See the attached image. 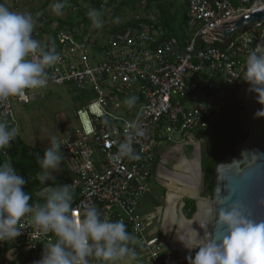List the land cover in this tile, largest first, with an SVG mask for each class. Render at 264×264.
Returning <instances> with one entry per match:
<instances>
[{"label":"built area","instance_id":"built-area-1","mask_svg":"<svg viewBox=\"0 0 264 264\" xmlns=\"http://www.w3.org/2000/svg\"><path fill=\"white\" fill-rule=\"evenodd\" d=\"M184 1L187 36L180 42L175 36H163L148 24L119 30L104 26L103 31H88L80 39L77 28H58V22L49 21L45 15L19 11L21 0H0L7 7L10 3V10L33 14L34 38L43 43L54 40L61 59L47 69L46 87L71 85L79 93L93 95L75 111L79 126L63 136L66 143L62 153L70 176L57 185L72 186L76 213L87 204H95L102 218L122 221L136 239V260L141 259L136 264H189L168 242L148 234L152 215L140 212V202L161 145L206 129L209 121L220 114L238 70L256 47L263 26L262 22L247 23L227 46L211 48L212 39L220 40L214 35L224 36L219 32L235 29L232 25L236 22L218 25L264 9V0ZM254 1L261 3L254 5ZM41 89L25 90L23 96L0 103V118L18 129L13 104L36 100ZM123 91L142 99L126 114L115 109L125 106V99L118 95ZM122 106L119 110L123 112ZM131 125L138 127L130 129ZM130 130L135 159L119 155V145ZM11 145L12 141L0 150L3 162L10 159L12 163ZM21 227L25 232L14 242H6L14 251L36 255L55 240L52 234H37L26 219ZM32 244L36 246L30 247Z\"/></svg>","mask_w":264,"mask_h":264},{"label":"clouds","instance_id":"clouds-1","mask_svg":"<svg viewBox=\"0 0 264 264\" xmlns=\"http://www.w3.org/2000/svg\"><path fill=\"white\" fill-rule=\"evenodd\" d=\"M67 3L54 0L49 8L54 15L62 16ZM87 17L94 28L103 27L100 10L89 8ZM35 26L32 13L10 10L0 3V103L23 96L25 90L45 88L49 82L47 69L61 59L54 42L34 38ZM242 71L243 80L252 85L258 98L264 95V45L248 53ZM136 100V96H130L124 102L131 108ZM137 127L131 125L130 129ZM17 135L18 129L0 118V150L10 146ZM132 139L130 130L119 145L120 156L136 158ZM64 143L62 134L52 135L43 155L36 157L41 169L37 179L41 184L51 181L55 185L46 186L39 194L43 203H29L32 197L24 190L27 181L10 159L0 163V243L14 242L22 235L25 231L21 223L26 219L37 234L55 237L42 247L41 257L34 264H130L137 257L133 247L136 239L126 225L102 218L95 204H87L77 215L72 207V186L55 184L52 174L60 170L65 158ZM260 204L264 206V200ZM215 225L219 229L216 234L201 237L191 228L188 236L179 237L186 248L196 250L189 264H264V219L254 218L242 202L232 201L216 210Z\"/></svg>","mask_w":264,"mask_h":264},{"label":"water","instance_id":"water-1","mask_svg":"<svg viewBox=\"0 0 264 264\" xmlns=\"http://www.w3.org/2000/svg\"><path fill=\"white\" fill-rule=\"evenodd\" d=\"M257 2L261 3L254 1L253 4L256 5ZM235 22L236 24L232 25L235 29L219 32L220 34H224V36L214 35L220 38V40L212 39L210 43L211 48L221 49L227 46L233 35L244 30L247 23L254 25L259 22H262L263 26L256 46L264 45V9L249 12L246 17L218 26ZM243 65L238 70L229 95L240 85L238 98L241 100L242 109L238 115V123L247 135L244 140L237 141L231 148L233 153H226L215 165L212 176L211 195L203 197L198 190L200 186H203V173L198 145L195 147L192 158L184 156L181 160L183 163H195L194 172L196 180L194 184L189 179L191 174L189 171H181L176 167L173 171V175L178 177V179L181 176V182L177 184L178 188L182 189L184 185V188L188 187L192 189L188 195H179L178 199L180 203L184 205V197L195 201V211L189 219L180 211L179 217L181 221L178 222L176 227V229H179V233L176 235V239H170L172 246L170 248L179 251L186 262H189V258L192 257V253L196 250L186 248L179 237L188 236L191 228L196 230L201 237L205 234L218 233L219 229L215 225V213L217 209L226 203L240 201L247 207V210L254 218L264 219V206L260 204V201L264 200V113H260L261 110H264V95H259L258 98L256 92L252 90V85L248 82L240 84L243 78ZM177 191L182 192L183 190Z\"/></svg>","mask_w":264,"mask_h":264},{"label":"trees","instance_id":"trees-1","mask_svg":"<svg viewBox=\"0 0 264 264\" xmlns=\"http://www.w3.org/2000/svg\"><path fill=\"white\" fill-rule=\"evenodd\" d=\"M23 1L25 0H21V2ZM51 1L53 0H43V3L40 7L35 9L30 8V10L28 11L32 12L35 15L37 13H39V15H45L49 21L56 20L58 22V28L74 27L79 29L81 31V36L79 37L80 39L89 31L92 26L90 20L87 17V11L89 10V8L100 10L106 23L107 16L105 11L111 9L113 13L111 15V23H109V25L118 30L125 29L128 26L148 24L152 25L153 28L161 32L163 36H175L178 40H180V42H182L187 36L186 5L184 0L181 4L180 9H178L177 11L175 7H173V0H82L84 2L83 4L79 3V0H68L67 6L70 5V9L68 10L69 12L66 19L64 20L56 16L51 17L48 15L47 7L49 6ZM19 6L20 5H17L18 10ZM124 7H129L134 11L143 10L147 13H157V16L155 20H151L147 16L142 18H133L130 21H126L122 24L117 23L115 21V14ZM49 42H54V40L50 39ZM238 89L239 88H236L228 96L225 107L229 103L230 99L232 97L234 98L233 103L230 107V113L223 119L221 123H219L217 130L214 133L209 134L207 128L203 130L197 129L196 131H194V135L196 136V138H204V145L207 149L206 154H202L201 159V167L203 173V192L201 195L203 197L211 195L212 176L215 165L222 159V157L226 153H233L231 148L236 144L237 141L244 140L247 135V133L240 127L237 121L239 111L242 109L241 100L236 99ZM79 94L87 100L93 97L92 94ZM118 95L119 98L122 99H126L130 96H136L137 100L135 104H138L139 101L142 100L138 94L131 93L129 91H123L121 93H118ZM124 108L126 112H128L132 107L129 108L125 104ZM222 112L220 114H222ZM216 120V117L211 119L208 126L216 123ZM169 143L172 144V142H168L167 144ZM9 153L12 159L13 167L19 174L24 176L27 181L24 186V190L32 197L29 203H43V199L39 194L44 190L46 186H55L51 181H49L48 185H45L41 184L37 179V174L41 171V169L37 163L36 157L37 155L42 156L43 150L36 146L28 145L19 137V135H17V137L12 141ZM0 163H3V159L1 156ZM63 174L68 175L69 173L67 170H64ZM59 182L60 181L55 180L56 185ZM185 201L186 203L183 207V212L187 217H191L195 211V201L192 199H186ZM40 252L41 251H39L38 257L41 254ZM193 254H195V251ZM38 257L34 261H37Z\"/></svg>","mask_w":264,"mask_h":264},{"label":"rangeland","instance_id":"rangeland-1","mask_svg":"<svg viewBox=\"0 0 264 264\" xmlns=\"http://www.w3.org/2000/svg\"><path fill=\"white\" fill-rule=\"evenodd\" d=\"M53 1L50 2L53 3ZM43 3V0H25L21 2L19 6V11H28L30 8H38ZM79 3L83 4L84 2L82 0H79ZM183 3V0H173V7H175L176 11L180 9L181 4ZM49 4V5H50ZM9 8L13 9L12 5L8 3ZM70 9V5L66 6L64 9V14L62 16H56L54 15L49 6L47 7V13L51 17H58L60 19H66L68 10ZM107 16V23L104 21V25L102 28H99V31H103L104 26H109V23H111V15L113 11L111 9H108L105 11ZM155 20L157 13H147L143 10L140 11H134L131 10L129 7H124L115 14V21L117 23H125L126 21H130L133 18H142L147 17ZM94 28L91 26L89 31H93ZM96 37V36H95ZM99 41V40H98ZM100 42V41H99ZM87 102L86 98H83L78 92H76L71 85H50L46 88L41 89V95L38 96V98L34 101H31L28 104L22 105L19 103L13 104V110L14 114L18 121V135L19 137L28 145L30 146H36L44 151L46 147L49 146L50 137L52 135H61L64 136L65 134L73 131L79 126L78 120L75 116V111L80 108L82 105ZM122 105H119V108L115 109L119 111L120 107ZM124 106V104H123ZM122 106V107H123ZM183 143H190L193 145L199 144V139L196 138V136L189 135L182 140L176 141L173 143L172 146H168L165 148L164 153L165 154H172L174 155V158H172L171 161H169V171H174L175 166L177 164H180L182 158L186 156L181 152V146ZM166 155L163 154V159L161 160V163H166L167 158ZM188 156V155H187ZM189 158H192V156H188ZM166 158V159H165ZM64 170H68V164L65 160H63L60 170L57 172H54L52 175L55 177V180H62L65 179V175L63 174ZM164 178L170 180L169 176H165ZM172 177L171 179H173ZM49 182H46V184ZM183 184V183H181ZM49 186V185H48ZM170 190V189H169ZM182 192L174 191L173 194L176 192L177 195H185L189 194L192 189H189L188 187L184 188V185L182 186ZM175 195V194H174ZM167 197V196H166ZM163 204V210H165V205L162 199ZM162 208V205H161ZM161 217V216H160ZM163 217V216H162ZM187 218V217H186ZM188 217L187 219H189ZM163 220V218H162ZM181 221L180 217L177 218V223H175V226L172 230L171 239L173 238L174 232L176 230L178 222ZM9 244V243H8ZM11 248V245L9 244L5 249L0 245V252H9V249ZM13 252H9L6 255V258H9ZM17 255V254H16ZM0 256V260H1ZM3 262V261H2Z\"/></svg>","mask_w":264,"mask_h":264},{"label":"crops","instance_id":"crops-1","mask_svg":"<svg viewBox=\"0 0 264 264\" xmlns=\"http://www.w3.org/2000/svg\"><path fill=\"white\" fill-rule=\"evenodd\" d=\"M135 106L136 104L131 109L135 108ZM119 112L123 114L128 113L126 112L125 108L123 109V112L120 110ZM169 144L165 143L161 145L159 149V160L155 162L154 165L152 166L151 178L148 183L147 191L144 194L140 202L139 210L143 214L150 213L152 215L151 220H149L148 222V234L150 236L154 235V236L161 237L162 241L168 242V245L170 247L171 246L170 239L172 235V230H173V227L175 226V223H177V218L179 217L180 211L184 214L183 212L184 205L180 203V200L178 199L179 195H177L176 192L174 193L175 195L173 194L174 191L180 190V188L177 187V184L178 182H181L180 181L181 176L178 179V177H175L173 175V171H169L167 169V167L165 166V162L161 163V160L163 159V154H165L164 153L165 148ZM194 164H195L194 162H191V163L181 162L180 164H177L175 166L178 170L189 171L191 173L189 176V179L191 180L193 184L195 182ZM68 173H69L68 175L64 174L65 179L63 178L62 180H66L69 178L70 172ZM166 175L169 176L170 180L164 178ZM172 177L174 178L171 179ZM62 180H58V181H62ZM162 199L165 205V208H164L165 210H163L164 206L161 203ZM161 205H162V208H161ZM184 216L187 217L185 214ZM178 233H179V229H176L173 235V239H176V235H178ZM0 245L5 249L9 244L6 242H3V243H0ZM9 252H13V254L9 258H6V255ZM9 252L8 251L4 253L0 252L2 254L0 264H34V260H36V258L39 255V253L36 255L31 253L30 255V253H27L26 251H22V252L14 251L11 248L9 249ZM176 252L180 256L182 255L180 254L179 251H176ZM40 257H41V254L37 260H39ZM181 257H183V255ZM140 260H141L140 258H138L137 260L134 259L130 261V264H136V261H140Z\"/></svg>","mask_w":264,"mask_h":264},{"label":"flooded vegetation","instance_id":"flooded-vegetation-1","mask_svg":"<svg viewBox=\"0 0 264 264\" xmlns=\"http://www.w3.org/2000/svg\"><path fill=\"white\" fill-rule=\"evenodd\" d=\"M244 78V77H243ZM243 78L241 79V82H240V84H242L244 81H243ZM240 87V85H238L237 86V88H239ZM233 97L230 99V101H229V103L227 104V106L225 107V109L223 110V112H222V114H220V115H218L216 118H217V120H216V123H214L213 125H211V126H208L207 127V131H209V134L210 133H214L216 130H217V127H218V125H219V123H221L222 121H223V119L230 113V107H231V105H232V103H233ZM236 99H239L238 98V92H237V94H236ZM240 100V99H239ZM240 112V111H239ZM239 115V114H238ZM237 121H238V118H237ZM207 137V136H206ZM199 139V144H198V146H199V153H200V160L202 159V154H206V151H207V149L205 148V145H204V138H198ZM173 145V143L172 144H169V145H167L166 147H168V146H172ZM190 147V148H189ZM195 147H196V145H193V144H190V143H183V145L181 146V152L183 153V154H185L186 155V157L187 158H189L188 156H193L194 155V151H195ZM188 149H190V150H188ZM164 155H166L165 157L167 158V161H166V163H165V166L167 167V169H169V167H171V166H169V161H171L172 160V158H174V155H172V154H164ZM188 155V156H187ZM165 158V159H166ZM159 160V159H158ZM201 164H202V161H201ZM171 169V168H170ZM169 169V170H170ZM201 169H202V167H201ZM182 186V185H181ZM199 193H200V195L202 194V192H203V186H200L199 187ZM202 196V195H201ZM187 199V197H184L183 198V202H184V205H185V203H186V200ZM194 253V252H193ZM192 253V256H194L195 254H193Z\"/></svg>","mask_w":264,"mask_h":264},{"label":"snow or ice","instance_id":"snow-or-ice-1","mask_svg":"<svg viewBox=\"0 0 264 264\" xmlns=\"http://www.w3.org/2000/svg\"><path fill=\"white\" fill-rule=\"evenodd\" d=\"M77 215H79L78 213H76Z\"/></svg>","mask_w":264,"mask_h":264},{"label":"bare ground","instance_id":"bare-ground-1","mask_svg":"<svg viewBox=\"0 0 264 264\" xmlns=\"http://www.w3.org/2000/svg\"><path fill=\"white\" fill-rule=\"evenodd\" d=\"M195 180H196V178H195ZM176 182V181H175Z\"/></svg>","mask_w":264,"mask_h":264}]
</instances>
